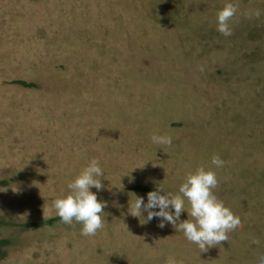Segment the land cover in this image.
Wrapping results in <instances>:
<instances>
[{
	"label": "rangeland",
	"instance_id": "1",
	"mask_svg": "<svg viewBox=\"0 0 264 264\" xmlns=\"http://www.w3.org/2000/svg\"><path fill=\"white\" fill-rule=\"evenodd\" d=\"M228 3L225 37L217 13ZM92 158L105 172L104 228L25 226L46 221L43 209L58 217L52 201ZM202 166L242 227L200 254L129 207L147 202L135 187L177 195ZM0 244V264H260L264 0H0Z\"/></svg>",
	"mask_w": 264,
	"mask_h": 264
},
{
	"label": "clouds",
	"instance_id": "2",
	"mask_svg": "<svg viewBox=\"0 0 264 264\" xmlns=\"http://www.w3.org/2000/svg\"><path fill=\"white\" fill-rule=\"evenodd\" d=\"M236 13L237 7L233 3L226 4L217 13L216 30L225 37L232 35L229 22ZM151 140L156 145L173 144V138L166 134H153ZM211 163L219 169L225 162L217 155L212 158ZM104 177L105 172L100 161L92 158L79 175L68 183L69 194L52 201V209L61 222L67 225L74 222L82 225V236H95L104 228L106 202L98 199V192L104 189ZM218 183L216 172L206 170L202 166L186 176L179 187V194L173 195L159 184L147 193V202L144 197L135 195L129 212L137 218H142L143 224H148L153 219L159 220L160 228L171 224L177 231H181L188 241L195 244L201 254L228 241L229 235L242 227L240 218L214 194L213 189L218 187ZM93 187L96 192L91 190ZM185 211L188 213V219L181 221V214ZM43 217L44 220L49 219L44 209ZM167 264H177V261L170 257ZM260 264H264V258Z\"/></svg>",
	"mask_w": 264,
	"mask_h": 264
},
{
	"label": "trees",
	"instance_id": "3",
	"mask_svg": "<svg viewBox=\"0 0 264 264\" xmlns=\"http://www.w3.org/2000/svg\"><path fill=\"white\" fill-rule=\"evenodd\" d=\"M21 83L23 85L27 86V87H31L32 86V84H29V83H27L25 81H21ZM134 190L141 191V192H147V191H152L153 189L145 188V187H135ZM59 221H61L60 218L59 217H55L53 219L46 220V221L30 222V223H27L25 226L39 229V228H45L47 226H51L55 222H59ZM9 243H10V241H6V240L1 242L2 245H7Z\"/></svg>",
	"mask_w": 264,
	"mask_h": 264
}]
</instances>
